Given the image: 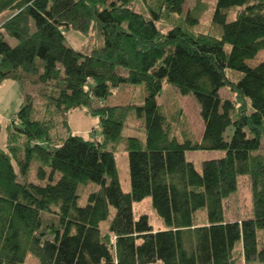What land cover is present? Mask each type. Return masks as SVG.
<instances>
[{
	"label": "trees",
	"instance_id": "16d2710c",
	"mask_svg": "<svg viewBox=\"0 0 264 264\" xmlns=\"http://www.w3.org/2000/svg\"><path fill=\"white\" fill-rule=\"evenodd\" d=\"M134 1L0 0V81L13 79L22 94L0 148V264H26L28 255L31 264H264V59L245 60L264 49V0H214L215 35L192 29L197 17L181 14L182 0H137L143 10ZM231 7L240 9L228 19ZM92 27L100 43L88 51L65 42V28ZM163 82L193 95L197 138L171 129L156 102ZM121 83L140 84V101L102 102ZM224 86L232 99L218 94ZM72 108L97 117L98 138L69 131ZM129 111L141 139L121 135ZM58 116L66 132L56 137ZM118 142L127 191L114 165ZM193 149L223 154L196 170L184 154ZM240 176L249 214L228 220L222 202ZM88 183L78 205L76 189ZM144 196L162 228L132 210ZM48 213L53 220L43 222Z\"/></svg>",
	"mask_w": 264,
	"mask_h": 264
},
{
	"label": "rangeland",
	"instance_id": "374dc122",
	"mask_svg": "<svg viewBox=\"0 0 264 264\" xmlns=\"http://www.w3.org/2000/svg\"><path fill=\"white\" fill-rule=\"evenodd\" d=\"M214 0H182V10L181 14L189 11L193 13L196 19V23L192 26L195 31H201L203 33L217 34V29L210 23V13L213 8ZM132 6L135 9L143 10V6L136 0L133 2ZM241 7V6H240ZM240 7H231L227 12L228 19L232 18L235 11L240 9ZM7 15V11L0 13V21ZM160 30L164 31L166 25L157 23ZM64 34L65 42L71 45L75 50L82 52L88 51L91 46L98 45L100 43V36L95 32V30L90 28L87 34L79 33L71 28H65L62 30ZM8 44L15 42V39L10 36H4ZM264 59V49L256 52L255 56L249 59H245L246 63L252 65L256 61ZM227 77L234 79L236 73L225 71ZM162 89L156 96V102L161 105V108L167 119H171V129L177 133V136H181L182 133L189 134L192 138H197L201 131V119L198 116V106L193 97L189 93H178L177 90L165 82L162 83ZM30 86L26 84L25 91L30 92ZM142 93V88L140 84H129L121 83L110 88V93L102 98V102L107 104H125V103H136L140 101ZM218 94L224 98H233V94L230 92L227 86L221 87L218 90ZM22 94L18 90V84L13 79H2L0 81V148L4 149L7 131L11 128V121L15 120L14 112L18 108ZM36 113H44V108L40 103H37ZM92 104H96V101H92ZM46 115V113H45ZM62 117H54L53 126L51 128V135L56 137L65 135V127L61 123ZM97 117L89 115L84 112L81 108L69 109L66 115V123L68 125L69 131L79 135H83L89 138H98L99 126L96 122ZM123 127L121 129V135L126 136V134H133L142 138L141 123L138 119L132 117L131 111L128 112L127 117L124 120ZM231 127L227 126L225 133H229ZM260 147L264 148V133L261 136ZM113 147V146H112ZM114 152V165L116 166V174L118 177L119 187L123 191L128 190V176H127V165H126V154L123 149V143L118 142L113 147ZM185 158L193 162V166L196 170H199L200 161L205 158H215L223 154L222 150L219 149H204V150H185ZM29 175L30 179L33 178L32 166L29 165ZM237 186L229 193V196L223 199V216L230 219H240L243 216L249 214L250 204L248 193V183L243 177H239L237 180ZM93 184L88 183V185L83 187H78L76 198L77 204L82 205L85 202V193L91 188ZM79 186V185H78ZM132 210L135 214L144 212L147 215V220L153 228H162V222L156 217L154 210L150 207V198L148 196L142 197L138 202L132 203ZM109 213L107 218L100 222V231H104L107 225V219L111 216L112 210L109 208ZM52 214H43L42 221L50 222L52 219ZM32 258V257H31ZM26 264H31L32 259L30 256H26ZM35 262V259L33 258Z\"/></svg>",
	"mask_w": 264,
	"mask_h": 264
}]
</instances>
